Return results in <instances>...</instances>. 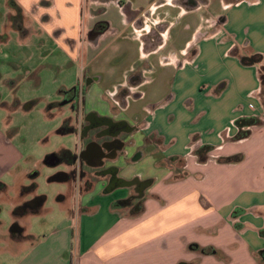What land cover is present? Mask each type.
<instances>
[{
	"label": "crops",
	"instance_id": "0c3cea01",
	"mask_svg": "<svg viewBox=\"0 0 264 264\" xmlns=\"http://www.w3.org/2000/svg\"><path fill=\"white\" fill-rule=\"evenodd\" d=\"M185 1L0 0V47L37 38L95 64L88 107L129 127L113 182L78 194V183L53 180L67 184L61 220L42 235L10 231L0 264H264V0ZM10 4L24 19L17 31H5ZM96 23L107 30L91 44ZM154 27L156 46L143 39ZM16 54L5 61H30ZM155 64L161 72L147 77ZM135 69L146 72L132 88L140 96L120 111L113 96ZM20 159L1 132L0 173ZM26 187L16 179L13 208L39 196ZM45 201L30 214L51 216Z\"/></svg>",
	"mask_w": 264,
	"mask_h": 264
},
{
	"label": "rangeland",
	"instance_id": "374dc122",
	"mask_svg": "<svg viewBox=\"0 0 264 264\" xmlns=\"http://www.w3.org/2000/svg\"><path fill=\"white\" fill-rule=\"evenodd\" d=\"M152 31H155V27L150 30L149 34ZM143 39L151 42L152 45L154 44L153 46L159 43H153L151 35H147ZM50 43L46 42V46L42 47V39L34 38L27 42L22 49L15 44L0 47L1 93H4V95L7 93L1 81V78L6 75L17 79L27 77L29 72L36 71L38 76L37 82L33 79L35 77L25 79L19 82V87L17 88L16 97L21 105L28 102L31 103L30 111L24 112L21 108L17 111L11 110L9 100L7 101L9 108H0V133L2 132L7 137H10V143L21 155V159L16 164L9 166L11 167L9 172L12 171V174L9 172L0 173V181L5 182L10 188V190H7L6 198L0 196V240H10L9 233L12 228V212L14 210L12 201L17 193L14 188L16 179L23 186H29L31 183L35 184L37 186V195L46 197L44 209L52 212V215L46 218L30 213L20 218L19 223L24 224L27 234L36 233L37 235H42L61 220L58 213V198L67 190V184L51 181V178L62 168L46 167L42 164V161L46 156L63 148L72 151L78 143L76 133H64L63 131L66 127L65 122L71 118L67 108H57L55 105L61 101L60 96H58L60 90L63 88L70 89L74 85H81V77L87 64H82L79 60L70 62L61 54L59 49ZM170 48L171 46L167 49ZM12 53H17L16 57L19 59L27 58L30 61L25 64L17 63L15 70L4 69L3 66L5 64H2V61L9 60L6 58L7 54L11 55ZM142 64H145V62L138 64L141 65V69L143 67ZM94 65L92 64L89 67L91 71ZM8 67L13 66L9 65ZM153 67H155L153 69L154 73L148 72L147 75L146 72H143L141 73L142 77H145L144 74H146L147 77L156 78L161 72V68L157 64ZM24 69L26 72H24ZM259 73L260 81L263 85L262 69H260ZM95 75L98 77L102 76L101 72H97ZM146 88L143 87L142 90H146ZM70 126H74V123L71 122ZM31 176L33 177L31 178ZM9 244L8 247L12 251V242ZM4 247L6 245L0 244L1 249ZM2 263L8 264L7 261Z\"/></svg>",
	"mask_w": 264,
	"mask_h": 264
},
{
	"label": "flooded vegetation",
	"instance_id": "af4514ba",
	"mask_svg": "<svg viewBox=\"0 0 264 264\" xmlns=\"http://www.w3.org/2000/svg\"><path fill=\"white\" fill-rule=\"evenodd\" d=\"M195 1L186 0L184 3L193 6ZM10 7H14L15 13L9 15L6 19L5 31L7 29L14 31H17V29L20 30L24 20L20 14V9L15 4H10ZM106 30V24L96 23L87 31L85 39L88 43L95 44L105 34ZM149 35H151L153 43L161 41L156 30L152 31ZM9 65L13 67H8ZM16 65L17 63L15 62L5 61V66L3 67L4 69L15 70ZM24 72H26L25 69ZM141 73V69H135L129 73L126 76L125 84L120 86L113 96L118 100V110L124 111L127 98L131 96L137 98L140 96L138 91L132 90L140 87L143 83L144 80ZM35 75L36 71L29 72L28 76L24 78L16 79L10 75L2 77V85L7 93L4 95V93L0 92V108H7V101L9 100L11 110L17 111L21 108L24 112L30 111L31 103L28 102L21 105L16 95L18 93L17 88L19 87V82L32 77H35L33 79L37 82L38 76ZM99 82L100 77L92 74L90 68L87 67L83 70L81 85H74L70 89L63 88L59 91L58 96H60L61 101L57 102L55 107L67 108L71 118L65 122L66 127L64 129H67L66 132L76 133L78 143L72 151L60 150L46 156L42 161V164L49 166V168H62L51 178V181L64 180L72 187L78 183V194L82 193L83 190H89L102 178H106L109 184L113 182V169L109 164L120 153H123L127 141V134L125 132L129 130V127L124 120L115 122L108 118H97L94 110L88 107L87 99L92 95V91L96 93L99 91ZM113 109L116 108L114 107ZM71 122L74 123V126H70ZM5 139L10 141V137L6 135ZM36 187L35 184L31 183V185L23 188V191H34ZM2 188L0 184V191ZM40 196L42 195L33 196L14 208L11 228L13 238L21 236L23 232L19 219L36 210L46 200V197L43 196L44 198H40ZM133 198L138 202L140 196Z\"/></svg>",
	"mask_w": 264,
	"mask_h": 264
},
{
	"label": "trees",
	"instance_id": "16d2710c",
	"mask_svg": "<svg viewBox=\"0 0 264 264\" xmlns=\"http://www.w3.org/2000/svg\"><path fill=\"white\" fill-rule=\"evenodd\" d=\"M262 72H263V76L264 77V69H262ZM252 124V121L251 122H247V123H244V125H251ZM64 133H66L67 129H63ZM40 198H44L43 196H40Z\"/></svg>",
	"mask_w": 264,
	"mask_h": 264
},
{
	"label": "built area",
	"instance_id": "2783aa9c",
	"mask_svg": "<svg viewBox=\"0 0 264 264\" xmlns=\"http://www.w3.org/2000/svg\"><path fill=\"white\" fill-rule=\"evenodd\" d=\"M248 108H249L250 110H252V111L254 110L253 105H249Z\"/></svg>",
	"mask_w": 264,
	"mask_h": 264
},
{
	"label": "water",
	"instance_id": "95a60500",
	"mask_svg": "<svg viewBox=\"0 0 264 264\" xmlns=\"http://www.w3.org/2000/svg\"><path fill=\"white\" fill-rule=\"evenodd\" d=\"M250 63H252V62H250ZM12 231V230H11Z\"/></svg>",
	"mask_w": 264,
	"mask_h": 264
}]
</instances>
